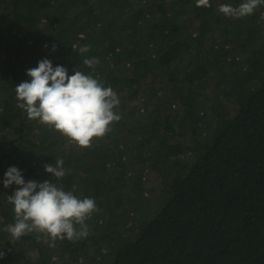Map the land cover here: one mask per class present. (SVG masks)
Instances as JSON below:
<instances>
[{"label":"trees","instance_id":"trees-1","mask_svg":"<svg viewBox=\"0 0 264 264\" xmlns=\"http://www.w3.org/2000/svg\"><path fill=\"white\" fill-rule=\"evenodd\" d=\"M242 2L0 0V264H264V5L218 11ZM44 58L94 71L119 97L121 119L87 148L17 107L16 85ZM57 159L60 180L45 170ZM11 166L94 198L89 235L13 243Z\"/></svg>","mask_w":264,"mask_h":264},{"label":"clouds","instance_id":"clouds-1","mask_svg":"<svg viewBox=\"0 0 264 264\" xmlns=\"http://www.w3.org/2000/svg\"><path fill=\"white\" fill-rule=\"evenodd\" d=\"M264 5V0H243L238 6L219 5L218 11L227 17L244 18L254 14ZM197 7H211L210 0H196ZM48 47V45H45ZM57 45H52L55 51ZM74 50L75 46H73ZM90 45L80 47L79 53H86ZM83 63L95 70L96 58H85ZM31 78L16 85L17 107L27 114L29 120L38 121L64 137L87 148L94 137H103L111 131V125L121 119L117 109L119 97L113 88L105 86L92 73L75 71L69 75L63 65L53 66L44 58L38 66L27 70ZM64 161L57 159L55 166L46 164L45 170L57 180L66 175ZM4 188L13 184L18 187L7 196L13 205L14 223L4 229L14 243L22 236L37 233L45 243L55 247L57 239L75 241L89 235L86 221L98 211L94 198H78L71 191H65L50 180L26 181L22 170L11 166L4 174ZM38 236V238H39ZM107 252V249H102ZM4 252L0 251V257Z\"/></svg>","mask_w":264,"mask_h":264},{"label":"rangeland","instance_id":"rangeland-1","mask_svg":"<svg viewBox=\"0 0 264 264\" xmlns=\"http://www.w3.org/2000/svg\"><path fill=\"white\" fill-rule=\"evenodd\" d=\"M41 22H45V19H42ZM217 41H221V40L220 39H217ZM147 173H148V171H145V174L148 176ZM28 248H29V246H28ZM6 252H9V250L6 251ZM36 253H37V251L34 248H29L27 250V252H25L24 256L27 257V258H29V259H32L33 260L35 258ZM2 260H3V264H15L14 262H12L8 258V256L5 257V258H3ZM18 262H19V260L16 258V264H20V262L19 263Z\"/></svg>","mask_w":264,"mask_h":264}]
</instances>
